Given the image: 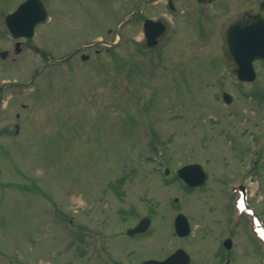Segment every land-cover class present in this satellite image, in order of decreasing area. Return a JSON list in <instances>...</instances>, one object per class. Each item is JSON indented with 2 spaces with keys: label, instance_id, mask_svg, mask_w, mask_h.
I'll use <instances>...</instances> for the list:
<instances>
[{
  "label": "rangeland",
  "instance_id": "1",
  "mask_svg": "<svg viewBox=\"0 0 264 264\" xmlns=\"http://www.w3.org/2000/svg\"><path fill=\"white\" fill-rule=\"evenodd\" d=\"M23 1L0 0V52L8 53L0 60V264H142L162 246L213 264L211 235H224L212 219L220 215L224 227V190L251 160H263V178L250 174L249 183L264 208V60L254 62L249 85L219 73L223 39L214 30L227 4L205 12L208 31L201 13L196 24L180 16L158 40V55L140 45L130 0H46L49 19L20 40L16 56L2 17ZM139 10L167 24L163 0ZM117 27L114 48L97 45L114 43ZM188 163L208 177L186 192L174 174ZM178 213L191 226L186 240L173 233ZM142 217L151 236L126 238ZM233 252L232 264H251Z\"/></svg>",
  "mask_w": 264,
  "mask_h": 264
},
{
  "label": "flooded vegetation",
  "instance_id": "2",
  "mask_svg": "<svg viewBox=\"0 0 264 264\" xmlns=\"http://www.w3.org/2000/svg\"><path fill=\"white\" fill-rule=\"evenodd\" d=\"M149 0H141V2H137V0H130V6L131 11L129 14V19L132 20L135 19V22L139 21V28L142 22L149 18L152 20H160L159 18L155 16H148L142 14V11L139 10V7L142 5L147 4ZM224 1L227 4V9L224 10V16L223 19L218 21L219 26L217 25V28L214 30V34L222 37H224V31L226 27L235 20H245V16L247 13H263L264 14V0H251V5H249V0H163L164 7H165V13L162 14V17L164 18V21H166L167 24L164 23V31L160 34V36L155 40V46L154 48L159 49L158 40L165 34L168 25L170 26L172 23L174 25L177 24V20L180 16L186 15L187 18L193 19L196 24V16L194 15L195 12L202 14V19L200 21L201 27L208 31L207 28H205L201 22L206 20L205 12L209 11L210 9H214L218 7V2ZM152 2V0H151ZM253 2V3H252ZM152 3H150L151 5ZM258 5V8L257 6ZM151 12H154L151 9H148ZM147 10H144V13H146ZM221 15V14H220ZM160 17V16H159ZM172 24V25H173ZM175 33L174 26L171 31V35ZM205 32L201 33V37H205ZM98 42H102L101 40ZM167 43V40H166ZM98 43L97 45H99ZM164 46V45H163ZM162 46V47H163ZM88 47V46H84ZM161 47V46H160ZM20 51L22 50L20 45ZM221 48V46H220ZM88 49V48H86ZM91 49V48H90ZM97 52V51H95ZM76 53V52H75ZM228 68L231 69V67L228 65ZM226 71V66L221 65V70L219 73H223ZM18 117V115L16 116ZM244 164V161L241 162ZM251 163H247L246 171L243 170L242 166L240 170L236 169L235 174L231 176V179H234V185H243L247 186V193L244 197L243 195H240V192H232V191H226L224 190V220L225 225L222 226V217L220 215H215L214 219H212L213 226L217 225L219 227V234L223 237L218 238V234L215 233L216 236H212V247L208 246V250L212 248L207 252L209 253V256L206 257L207 259H211L212 263L214 264H232L231 259L232 255L239 252L248 261L251 262V264H264L263 257H264V208L260 206L259 208L254 204L253 197H252V188L250 186V174L258 175L261 174V168L259 165L252 166ZM253 164H256L253 162ZM258 164V163H257ZM259 179L263 177H257ZM237 179V180H235ZM258 179V180H259ZM225 186V185H224ZM200 188V187H199ZM184 191H193L197 190L198 188L191 189V188H183ZM242 197L244 199V203L242 204L241 200L235 202L238 198ZM240 203V207L238 204ZM214 207L219 211L221 208L220 201L215 202ZM250 218H249V217ZM223 220V221H224ZM151 224L146 227L142 232L132 234L130 236H127L126 238L130 240L135 239H145L144 237H150L151 231H150ZM134 227V225L132 226ZM174 233V231H173ZM213 234V233H212ZM188 234L185 237H178L175 233L174 236L177 239H183L186 240L189 238ZM239 240V244L236 243V240ZM161 248V249H160ZM158 249L161 250V254L158 258L152 259L156 261L164 260L169 255L173 254L175 251L182 249L189 258L188 264H196L197 260L194 258H191L190 249H187L183 246L175 248L173 251L169 252L168 254H164L162 247ZM196 245V252H198ZM190 254V255H189ZM148 260V259H145ZM140 262H144V259H142Z\"/></svg>",
  "mask_w": 264,
  "mask_h": 264
},
{
  "label": "water",
  "instance_id": "3",
  "mask_svg": "<svg viewBox=\"0 0 264 264\" xmlns=\"http://www.w3.org/2000/svg\"><path fill=\"white\" fill-rule=\"evenodd\" d=\"M253 18V21L250 19ZM47 14L44 9V0H25L13 13L4 17V26L8 34L16 39L20 37L29 38L33 35L34 27L46 21ZM160 26L158 34L163 27L160 23H153ZM146 24L144 25V31ZM157 33L153 38L158 35ZM147 38V36H145ZM154 41V40H153ZM18 44L15 45L16 52ZM224 55L230 64L234 66V76L239 80L251 81L254 78L252 62L264 59V16H248L247 23H232L226 31ZM6 52L0 53V58L4 59ZM225 102L230 101L227 95H223ZM188 186L200 185L205 174L199 165H188L180 168L176 172ZM148 220H141L134 229L127 232L128 235L144 230ZM175 232L184 236L188 233L189 227L186 218L178 214L174 218ZM183 258V259H182ZM188 261L181 252L172 255L162 262L147 261L143 264H186Z\"/></svg>",
  "mask_w": 264,
  "mask_h": 264
}]
</instances>
